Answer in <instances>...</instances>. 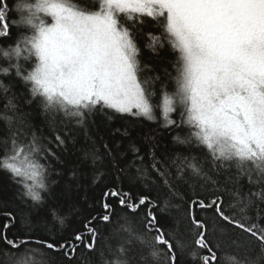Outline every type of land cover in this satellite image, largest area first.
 <instances>
[{
    "label": "snow or ice",
    "instance_id": "obj_1",
    "mask_svg": "<svg viewBox=\"0 0 264 264\" xmlns=\"http://www.w3.org/2000/svg\"><path fill=\"white\" fill-rule=\"evenodd\" d=\"M144 37L154 55L165 42L176 54L175 90L161 85L158 103L148 85L160 76L141 75L151 69L142 61ZM0 61L6 64L0 76L8 79H0L6 100L0 171L31 202L23 224L4 213L0 264H55L53 254L64 264H95L98 221L113 225L102 264H223L224 256L233 264H264V226L256 222L264 219V0H0ZM16 84L45 115L47 147L18 97L7 95ZM98 115L128 122L110 126L107 136L93 134ZM140 118L158 123L188 154L161 153L156 135L138 143L133 129ZM77 129L85 137L80 164L86 170L73 167L70 180L80 187L90 179L103 188L82 227L66 231L41 160L57 156L53 143L62 150L75 143ZM137 180L181 200V185L193 190L187 207L172 217L175 227L166 231L157 216L172 206L170 199L159 207V196L134 192ZM208 190L214 194L200 195ZM197 210H212L214 219ZM49 223L59 225L58 238ZM217 229L214 241L209 237Z\"/></svg>",
    "mask_w": 264,
    "mask_h": 264
},
{
    "label": "trees",
    "instance_id": "obj_2",
    "mask_svg": "<svg viewBox=\"0 0 264 264\" xmlns=\"http://www.w3.org/2000/svg\"><path fill=\"white\" fill-rule=\"evenodd\" d=\"M11 3V0H9ZM81 4H93L95 0H78ZM47 21H50L49 17H45ZM154 23V22H153ZM151 31L155 35H160V30L156 27H152ZM146 37L141 38L139 41V45L142 49V61L148 63L151 66V69H145L143 73H141L142 77L154 78L155 76H160V80H152L150 79L148 87L154 88L156 95L152 98L153 103H158L162 101V97L160 95L161 85H166L169 93L175 90V68L174 63L176 60V54L173 52L171 47L165 42L163 48H159V54L154 55L147 47H145ZM0 66H6L3 61H0ZM0 79H4L5 83H8V79L0 76ZM15 94L18 99L15 101L22 112L28 114V119L30 124L33 126L32 130L36 131L38 135L42 134L44 139V146L47 147V141L51 139L48 122L45 119V115L43 114L40 107L33 102L32 104L27 103L26 101L31 99L30 94L23 89L22 85L16 84L12 90L7 94L8 96H12ZM6 100L4 99L3 94H0V113H3L4 105ZM179 109L177 113H173V118L179 119L178 115ZM157 114H159V110H157ZM128 118L124 120H113L108 121L106 116L98 115L95 117V124L91 126V132L95 134L99 132L100 135L107 136L110 131V126H120L121 123H127ZM5 125L4 120L0 119V128H3ZM79 135L76 136L75 143L72 140H69L64 149L62 150L60 147H57L55 143L51 145L52 149L57 153L56 157L45 158L41 160V163L44 164L47 169V181L49 184V189L52 195L56 197L57 202L60 205V209L62 213L67 218V223L65 225L66 231H73L75 229L81 228V221L84 216L93 213L95 209L89 208L88 204L92 201H95L101 194V189L103 185H97L95 187L91 186L90 179L80 181L82 186L78 187L76 182L70 180L71 170L73 167L79 166L81 168H85L86 166L80 164V157L82 155V149L85 146V137L83 135L82 129H77ZM187 132V129L184 130ZM166 130L159 127L158 123H154L143 118L137 119L135 121V127L133 129V137L137 140L138 143L142 142V138L146 136L156 135L157 138L161 139V145L159 151L161 153L167 152L169 155H175L177 151L183 152L184 154H188L183 146H178L173 144L171 140V135L165 134ZM183 134V133H182ZM106 181L110 180V177L104 178ZM245 183V191L247 190V184ZM69 185H71L69 187ZM127 181L125 182V187H128ZM134 192H140L146 195L151 196L153 199L159 196V207L163 208L164 201L166 198L170 199L171 207H169L165 212L157 211V216L160 218V223L162 227L167 231L173 227H175L174 221L172 217L177 214L178 211H182L185 207H187V199L194 195V192L191 188L181 185L180 193H182L185 197L184 200H181L179 196L177 197H168L167 190H163L162 192H157L152 186L151 182H148L146 186L143 180H137ZM22 188L19 184H17L12 176L5 172L0 171V223H3L6 219L4 213H14L17 217V221L20 224H23L25 218H29L30 213V201L27 200L26 197L22 195ZM214 193L211 190L208 191H200V195L211 196ZM225 204L224 208L226 211H231L229 209V201L230 198L225 195L224 196ZM264 208V205L260 206ZM98 208V205L96 206ZM120 211L119 209L117 210ZM145 209H141L140 215L141 217L145 213ZM156 211V209H154ZM82 213V214H81ZM197 215L202 218L208 219L210 222L214 219L212 210H207L206 213L197 210ZM250 216L255 218V211H251L249 213ZM240 217L237 216V219ZM261 226H264V219H260L256 221ZM97 229V241H98V251L93 257L95 264H102L100 252L104 250L106 245L109 243V236L111 235V230L113 225H106L103 222H96ZM48 228L52 229L53 234L58 238L60 235L59 225H53L51 223L48 224ZM227 231H233L230 227L226 229ZM238 238L242 239L245 234L234 232ZM10 236L16 235V230L9 233ZM221 233L219 229L216 230L215 235L210 236L209 238L212 240H217L220 237ZM3 247V245H0ZM55 264H64V259L59 254H53ZM181 264H191L190 260H181ZM223 264H233V260L229 256L223 257Z\"/></svg>",
    "mask_w": 264,
    "mask_h": 264
},
{
    "label": "rangeland",
    "instance_id": "obj_3",
    "mask_svg": "<svg viewBox=\"0 0 264 264\" xmlns=\"http://www.w3.org/2000/svg\"><path fill=\"white\" fill-rule=\"evenodd\" d=\"M50 18V17H49Z\"/></svg>",
    "mask_w": 264,
    "mask_h": 264
}]
</instances>
